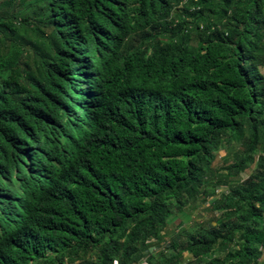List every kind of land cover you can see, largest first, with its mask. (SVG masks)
Here are the masks:
<instances>
[{"label": "trees", "instance_id": "obj_1", "mask_svg": "<svg viewBox=\"0 0 264 264\" xmlns=\"http://www.w3.org/2000/svg\"><path fill=\"white\" fill-rule=\"evenodd\" d=\"M261 68L264 0H0V264H260Z\"/></svg>", "mask_w": 264, "mask_h": 264}, {"label": "rangeland", "instance_id": "obj_2", "mask_svg": "<svg viewBox=\"0 0 264 264\" xmlns=\"http://www.w3.org/2000/svg\"><path fill=\"white\" fill-rule=\"evenodd\" d=\"M137 44H140V41H138ZM261 70L264 73V68H261ZM240 148L239 144L234 143L230 147L223 148L221 152H219L213 165L215 173H213L212 176H209L203 196L187 206L182 213L178 214L176 218L172 220V223H175V230L169 228L170 234L166 235L167 241H170L169 239L173 236L174 231L181 226L186 227L187 229H192L196 227L197 224H202L203 222L214 218L216 212L212 207H209V202L215 203L222 200L224 193H229V187H231V185L236 184L240 180H245L250 176L252 172L251 170L242 173L239 181L238 179H229L228 181V178H226V167L233 162V153ZM252 170H254V167ZM167 244L169 245L168 242ZM162 247L163 245L161 247L154 245L151 247V251L154 250L155 256H163L162 258L168 257L170 251L164 252L162 251ZM208 259H212V255H209ZM187 261V264H195L192 260L187 259Z\"/></svg>", "mask_w": 264, "mask_h": 264}, {"label": "built area", "instance_id": "obj_3", "mask_svg": "<svg viewBox=\"0 0 264 264\" xmlns=\"http://www.w3.org/2000/svg\"><path fill=\"white\" fill-rule=\"evenodd\" d=\"M168 246H169V245H168L167 243H165V244L163 245V247H162V250H167ZM152 252H154V250L151 251V253H152ZM192 261H196V260H192ZM259 262H260V264H264V247L262 248V254H261V256H260ZM114 264H119V263H118V261H115ZM139 264H147L146 259L142 260ZM195 264H202V263H195Z\"/></svg>", "mask_w": 264, "mask_h": 264}, {"label": "crops", "instance_id": "obj_4", "mask_svg": "<svg viewBox=\"0 0 264 264\" xmlns=\"http://www.w3.org/2000/svg\"><path fill=\"white\" fill-rule=\"evenodd\" d=\"M186 259L193 260V258L191 257V255H188V254L186 256Z\"/></svg>", "mask_w": 264, "mask_h": 264}]
</instances>
